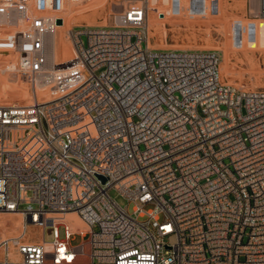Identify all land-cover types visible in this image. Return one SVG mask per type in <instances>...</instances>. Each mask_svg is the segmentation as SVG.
I'll return each instance as SVG.
<instances>
[{
    "label": "built area",
    "instance_id": "2783aa9c",
    "mask_svg": "<svg viewBox=\"0 0 264 264\" xmlns=\"http://www.w3.org/2000/svg\"><path fill=\"white\" fill-rule=\"evenodd\" d=\"M63 2L0 0V49L32 89L0 103V212L21 219L0 237V264H264V87L223 80L215 49L152 46L148 11L167 12L149 0L72 23L73 55L52 62ZM247 16L264 20V0H247Z\"/></svg>",
    "mask_w": 264,
    "mask_h": 264
},
{
    "label": "rangeland",
    "instance_id": "374dc122",
    "mask_svg": "<svg viewBox=\"0 0 264 264\" xmlns=\"http://www.w3.org/2000/svg\"><path fill=\"white\" fill-rule=\"evenodd\" d=\"M120 0H64L61 10L62 24L56 27L49 38L48 58L52 62H62L73 55L66 28L72 23H108L109 7ZM177 0H149L148 7H156L167 12L162 21L153 17L148 11V35L155 47H193L215 49L220 54V71L226 82L242 88L264 87V29H254L256 24L264 26V20L252 19L247 16V0H216V11L208 8V0H204L205 9L202 13H188V0H178L183 10L176 8ZM201 0L190 2L189 11H202ZM214 3V1H213ZM5 28L0 27V35ZM257 33H256V32ZM85 41L84 35H81ZM240 46H236L238 42ZM15 54L0 49V103L21 104L31 100L30 84L20 75L11 71ZM220 61V60H219ZM49 74H51L49 72ZM50 76L37 80L35 91L38 98L47 90ZM45 130V122L42 121ZM109 195L120 205H127L131 210L132 202L115 189H109ZM151 204H144V208ZM140 219L143 217H139ZM20 224L17 213H0V237L14 233ZM31 236H42L51 239V227L45 226L38 230L34 226L28 228ZM62 236V227L57 228ZM80 240L78 234L71 235L70 242Z\"/></svg>",
    "mask_w": 264,
    "mask_h": 264
},
{
    "label": "bare ground",
    "instance_id": "6f19581e",
    "mask_svg": "<svg viewBox=\"0 0 264 264\" xmlns=\"http://www.w3.org/2000/svg\"><path fill=\"white\" fill-rule=\"evenodd\" d=\"M62 24V23H61ZM60 25V24H59ZM148 27H149V23H148ZM254 29L258 30V31H262L264 29V26H260L259 24H256L254 26ZM256 32V31H255ZM257 33V32H256ZM220 62H221V59L219 61V73L221 75V71H220ZM50 74H49V71H47L46 73H44L43 75H41L40 77H38V79H41V78H47L49 77ZM221 78L224 80V78L222 77L221 75ZM37 79V80H38ZM38 84V83H37ZM0 213H17V212H0ZM19 215V213H17ZM20 217V215H19ZM67 217H69L70 219L73 220V225H76V226H79L81 229H84L85 228V225L84 223L74 214V213H68L67 214ZM21 221V219H20Z\"/></svg>",
    "mask_w": 264,
    "mask_h": 264
},
{
    "label": "water",
    "instance_id": "95a60500",
    "mask_svg": "<svg viewBox=\"0 0 264 264\" xmlns=\"http://www.w3.org/2000/svg\"><path fill=\"white\" fill-rule=\"evenodd\" d=\"M56 22H57V23H59V22H60V19H59V18H57V19H56ZM101 178H102V177H101Z\"/></svg>",
    "mask_w": 264,
    "mask_h": 264
}]
</instances>
